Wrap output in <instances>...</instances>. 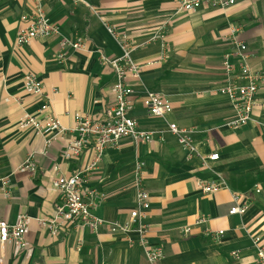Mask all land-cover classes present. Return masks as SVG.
<instances>
[{
    "label": "crops",
    "instance_id": "obj_1",
    "mask_svg": "<svg viewBox=\"0 0 264 264\" xmlns=\"http://www.w3.org/2000/svg\"><path fill=\"white\" fill-rule=\"evenodd\" d=\"M87 2L100 16L73 0H42L59 35L19 48L18 31L27 25L22 17L34 15L37 2L0 0V221L29 218L27 247L0 241V264H150L139 233L113 228L132 221L137 162L143 164L151 201L148 244L165 253L159 264H261L251 239L264 242V87L257 94L254 120L239 129L226 126L233 110L219 89L226 82L223 57L234 49L228 38L232 27L248 47L250 65L264 71V0H236L228 9L205 7L192 13H178L176 0ZM169 19L164 57L161 42L149 41ZM110 26L130 43H148L134 53L136 63L159 61L144 68L140 80L128 81L134 91L129 114L153 133V140L140 144L125 137L106 150L97 170L84 173L81 192L105 226L94 232L62 217L59 233L52 234L47 222L62 204L56 180L84 171L93 158L91 146L73 159L63 155L76 135L77 117L102 120L114 105L115 76L101 56L119 58L122 49ZM78 38L85 48H68L60 62L62 40ZM28 73L42 82L41 96L26 91ZM147 92L167 98L173 112L165 118L149 116L143 106ZM46 103L49 108L41 112ZM27 116L55 117L65 132L43 135L24 126ZM170 124L191 131L206 164L189 157ZM212 154L219 159L209 160ZM28 159L35 173L21 168ZM219 177L228 188L204 195L200 183ZM232 193L249 205L244 215L229 214ZM201 216L208 221L198 225ZM187 227L191 231L186 234ZM219 231L223 236H216Z\"/></svg>",
    "mask_w": 264,
    "mask_h": 264
},
{
    "label": "built area",
    "instance_id": "obj_2",
    "mask_svg": "<svg viewBox=\"0 0 264 264\" xmlns=\"http://www.w3.org/2000/svg\"><path fill=\"white\" fill-rule=\"evenodd\" d=\"M37 2L36 13L32 16L22 17V21L27 25L19 29L16 46L27 47L32 41L38 38H49L59 35V28L51 23L47 18L42 0ZM76 4L86 5L89 8L87 0H73ZM178 13H192L202 8L228 9L236 5V0H176ZM92 12L100 16L99 12L91 8ZM173 23V19L163 22L153 34L149 42H161L162 56L165 57L167 45L165 43L167 27ZM109 33L118 41L122 56L119 58H110L101 56L103 65L111 67L115 82L113 92L115 94L114 105L105 119L97 120L90 117H77L76 135L69 141L64 151L66 159L79 157L85 148L92 147L93 158L88 167L71 177H59L55 184L62 197V204L56 211L55 218L47 222V228L52 234L59 233L60 227L58 220L62 217L71 222L82 224L89 227L94 232L107 224V222L92 213V205L88 203L81 192V186L86 182L84 173H90L97 170L103 160L106 150L109 147H117L120 141L125 137H130L137 143L145 144L153 140V133L140 128L138 122L129 114L131 107V97L134 95L132 87L129 85V79L140 80V74L144 68L154 66L157 62H149L145 65L134 61L133 55L148 43L136 44L130 43L122 33L115 27H108ZM239 29L232 27L228 35L229 41L234 46L231 53L223 57L222 69L226 77L225 84L219 89L222 95H225L232 106L233 117L227 122L230 129H239L252 122L254 110L257 106V94L264 87V71L254 69L249 63V54L247 45L239 38ZM73 48L77 51L85 48L83 39L78 38L74 41L64 39L61 42V53L57 56L60 62H65L67 58V49ZM163 57V58H164ZM162 58V57H161ZM234 59V60H233ZM26 91L32 95L41 96L43 94V84L35 73H28L24 77ZM143 106L151 117L165 118L173 112L172 103L159 93L147 92L143 99ZM49 105L42 106L41 112L46 111ZM24 126H31L37 132L43 135L50 133H64L65 129L59 119L55 117H46L38 119L36 116H27L24 120ZM263 126L264 129V125ZM170 132L177 136L181 146L188 152L189 157L196 156L206 164V158L202 157L196 148L191 131L181 129L176 124H170ZM51 141L47 140V145ZM218 154H212L209 157L211 161H217ZM31 173H35L36 167L31 159H28L21 167ZM143 164L137 162L134 184L136 188V208L131 212V223L127 225L114 224V230L136 231L140 236V245L145 248V255L150 264H159L164 259L165 253L161 248L151 247L148 244V226L146 224L147 212L150 209V194L144 185L142 174ZM226 181L219 177L212 181H203L200 183V190L204 195H214L221 190L227 189ZM233 205L229 210L230 215H244L249 209V205L242 201L241 195L232 193ZM207 217L201 216L197 220L198 225L205 224ZM29 226L27 215H21L16 223L10 224L7 221H0V241L1 243L12 242L20 248L27 247L25 236ZM191 229L186 228L185 233H190ZM224 231L216 233L217 237L223 236ZM253 247L261 264H264V242L261 237H253ZM239 256V253H234Z\"/></svg>",
    "mask_w": 264,
    "mask_h": 264
}]
</instances>
